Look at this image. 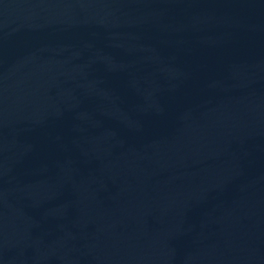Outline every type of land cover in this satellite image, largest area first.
<instances>
[{"label": "water", "instance_id": "1", "mask_svg": "<svg viewBox=\"0 0 264 264\" xmlns=\"http://www.w3.org/2000/svg\"><path fill=\"white\" fill-rule=\"evenodd\" d=\"M0 264H264V0H0Z\"/></svg>", "mask_w": 264, "mask_h": 264}]
</instances>
